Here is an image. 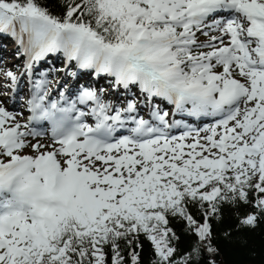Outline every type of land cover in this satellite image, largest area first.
Segmentation results:
<instances>
[{
  "label": "snow or ice",
  "instance_id": "snow-or-ice-1",
  "mask_svg": "<svg viewBox=\"0 0 264 264\" xmlns=\"http://www.w3.org/2000/svg\"><path fill=\"white\" fill-rule=\"evenodd\" d=\"M0 34L31 84L26 122L0 102V264H144L145 242L149 264H199L225 206L264 218V0H0ZM56 53L144 101L51 99L31 74ZM173 221L196 237L183 254Z\"/></svg>",
  "mask_w": 264,
  "mask_h": 264
},
{
  "label": "trees",
  "instance_id": "trees-1",
  "mask_svg": "<svg viewBox=\"0 0 264 264\" xmlns=\"http://www.w3.org/2000/svg\"><path fill=\"white\" fill-rule=\"evenodd\" d=\"M49 4H58V0H45ZM56 13H62L63 7H55ZM49 63L51 59L49 58ZM62 67V64L58 65ZM72 69V64L68 66ZM48 70V67H46ZM100 81H106L105 76H101ZM108 81V80H107ZM251 208L242 206L239 210L240 216L245 215ZM173 226L180 236L178 248L181 254L188 251L196 242L194 235L184 231L182 222L173 221ZM213 245L219 249L217 255H209L206 251L200 258L199 264H209L215 260L216 264H264V218L255 228H245L239 225V217L234 209L227 206L224 208L223 217L220 221L213 220ZM229 235H225V233ZM144 264H149L153 258L151 246L145 242L142 254Z\"/></svg>",
  "mask_w": 264,
  "mask_h": 264
},
{
  "label": "rangeland",
  "instance_id": "rangeland-1",
  "mask_svg": "<svg viewBox=\"0 0 264 264\" xmlns=\"http://www.w3.org/2000/svg\"><path fill=\"white\" fill-rule=\"evenodd\" d=\"M3 36H7L5 41H2V43L0 44V54L1 57H3V61L0 62V65L6 64L4 65L5 67L1 68L0 70V93L2 94H9L11 92V81L9 79H7L4 75L5 72L7 71H12L14 73H16V75H18V73L24 72V78H26V75L28 74L27 72H25L24 70V63L20 60L16 58V55H18L19 52L23 51L21 47L15 46V38L13 39V37L11 35H5L3 34ZM5 37H1V39L3 40ZM201 39H203V37H201ZM17 62H19L20 64L18 65V67H15V65L17 64ZM52 68H50V75H52V77L46 78L48 81H50L48 90H52V88H57L56 92H60L62 89V85H67L68 83L73 84L75 80H72V78L67 77L63 74V71H61L62 68L59 69V72L55 71L56 70V65H54V61L52 64ZM40 74L42 73L41 71L37 70ZM65 72V71H64ZM63 76V77H62ZM3 77H5L4 79H2ZM22 78V76H21ZM42 76L37 77V79H42ZM98 78L95 79L94 78L90 81V84L92 86V88L97 89L98 91L103 89L105 92V99L111 100L112 96H116L117 94L120 93V95H123L124 90L119 89V87H114V85H110L109 87H107V85H102L104 86L103 88H100V84H102V81H100ZM104 82V81H103ZM94 83H97V85H94ZM114 83V80H113ZM94 86V87H93ZM127 92V91H125ZM134 93L136 94V96H139V92L138 91H134ZM135 100H137L138 102H141L142 97H137L134 98ZM2 98L0 97V102H1ZM4 106L7 108V110L11 111V112H15L17 115H19L18 113V109L17 107L20 106V103H16V109H12V107L8 106L9 100H5L4 102ZM157 103V102H156ZM144 105L143 110H145L143 112V115H145V112L148 111L147 105L146 103H142ZM165 104V103H164ZM8 106V107H7ZM161 106V105H160ZM167 110H171V108H167ZM18 120L21 121V123H23L22 118L19 115V118H17ZM194 119V118H193ZM195 120V119H194ZM205 125H203L202 127H204ZM45 141L44 143H50L45 136L42 137ZM35 142V141H34Z\"/></svg>",
  "mask_w": 264,
  "mask_h": 264
},
{
  "label": "bare ground",
  "instance_id": "bare-ground-1",
  "mask_svg": "<svg viewBox=\"0 0 264 264\" xmlns=\"http://www.w3.org/2000/svg\"><path fill=\"white\" fill-rule=\"evenodd\" d=\"M29 81V80H28ZM31 90V84H29L28 85V87L26 88V89H17L16 90V92H17V94L18 95H23V94H26L28 91H30ZM55 89H53V90H51L50 91V95L51 96H53L56 92L54 91ZM12 109H14V108H12ZM15 113V112H14ZM16 114V113H15ZM17 118H19V115H17ZM23 122H26L25 120L23 121ZM38 130H40V129H38ZM41 131V130H40ZM42 139V142H44L45 140L43 139V138H41Z\"/></svg>",
  "mask_w": 264,
  "mask_h": 264
}]
</instances>
